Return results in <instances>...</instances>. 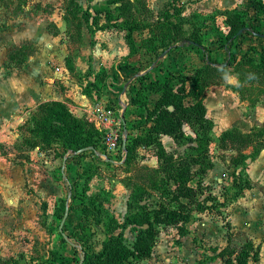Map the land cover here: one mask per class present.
<instances>
[{
    "label": "rangeland",
    "instance_id": "1",
    "mask_svg": "<svg viewBox=\"0 0 264 264\" xmlns=\"http://www.w3.org/2000/svg\"><path fill=\"white\" fill-rule=\"evenodd\" d=\"M109 1L0 0V264H80L85 249L99 250L112 235H122L131 246L138 228L125 225L124 217L133 194L150 206L156 201L154 180L158 175L153 171L158 162L150 149H138L132 160L99 155L76 160L57 140L48 144L41 141L45 151L24 144L25 138L31 137L29 129L41 116L38 106L55 102V92L73 88L78 104L70 99L60 103L68 109L73 104L77 108L74 117L89 124L88 109L98 103L93 95L98 96L99 91L90 81L94 74H100L99 69L115 68L122 62L110 54L115 46L113 50L121 57L122 46L116 41L122 35L113 26L115 21L106 22L105 9L113 7ZM141 1L139 20L148 23L168 12L174 21L208 22L200 35L219 62L224 61V54L214 49V42L219 33L226 32L224 18L233 9L246 11L249 27L264 33V23L256 28L252 9L244 0ZM148 32L141 31L135 38L145 39ZM111 38L114 45L108 43ZM247 40L242 39L241 53L256 42ZM12 54L16 56L13 62ZM196 59L195 52L179 48L161 64L173 70L177 60L188 67ZM226 73L237 83H228L222 75L223 79L204 93L207 116L214 122L208 148L213 168L203 175L198 195L207 209L192 214L184 235L176 227H159L152 255L141 264H197L201 260L222 264L223 249L237 250L246 243L258 251V258L249 259L248 264H264V149L243 150L242 161L239 152L219 146L224 131L237 129L248 134L263 126L264 90L242 69L236 72L229 68ZM32 90L43 91L47 98L23 104V97ZM81 97L86 99L84 104ZM104 101L117 120L126 109L127 121L136 115L130 113L126 100L120 105ZM131 122H127L130 132L139 134V127ZM184 130L193 135L188 128ZM120 135L123 138L122 127ZM162 143L171 154L187 149L169 138ZM85 176L89 180L83 182ZM137 187L140 193H136ZM83 199L85 206L79 204ZM62 202L67 216L59 231L65 215L64 211L62 218L58 217ZM93 217L100 218V224ZM113 225L116 227L111 231Z\"/></svg>",
    "mask_w": 264,
    "mask_h": 264
},
{
    "label": "trees",
    "instance_id": "2",
    "mask_svg": "<svg viewBox=\"0 0 264 264\" xmlns=\"http://www.w3.org/2000/svg\"><path fill=\"white\" fill-rule=\"evenodd\" d=\"M246 1L253 10L256 28H259V23H264V0ZM109 3L113 7L105 9L106 22L115 21L113 26L124 32L130 57L140 55L139 70L159 68L161 62L156 63L159 56L176 44L180 45L179 47L195 49L203 63L201 68L181 65L173 70L166 69L163 75L157 76L154 81H149L147 74L138 77L139 89L129 104L139 107L141 112L132 124L133 127L146 128L143 135H132L126 126L125 160H132L138 149H150L153 152L158 162V169L153 171L158 175L154 180L157 198L150 206L140 197L135 199L133 194L128 203L124 224L138 228L131 246L125 243L122 235H112L102 242L99 250L85 249L80 260V264H141L152 255L159 227H176L179 233L184 235L192 214L207 209L203 201L198 199V195L202 192L203 175L213 168L208 148L214 125L207 117L203 101L204 91L222 80V75L224 77L229 68H234L236 72L242 69L248 74H253L254 78L251 80L257 82L264 90V43L258 47L251 45L244 53L240 52L244 37L257 40L264 33L249 27L245 11L234 9L224 18L226 33H219L214 42L217 49L225 54L224 61L219 62L203 45L200 35L201 31L208 27V22L203 23L202 20L201 24L197 25L185 19L174 21L172 14L168 12L156 22L148 23L139 20L142 13L140 5L143 1L110 0ZM88 21V18L84 19L85 23ZM185 26L188 28L185 29ZM146 29L149 30L148 35L141 40L138 53L133 34ZM10 60L13 62L16 56L10 55ZM223 63L225 66L221 67ZM147 93L156 97L150 109L147 106ZM38 108L41 116L35 120L34 127L29 129L31 137L24 140L27 147H39L45 151L41 141L48 144L51 140H57L63 151L73 153L72 158L76 160L85 159L88 155L95 157L97 152H102L101 134L92 124L74 117L64 104L49 102L39 105ZM124 121L127 125L125 116ZM185 127L190 129L193 135L185 133ZM162 136L170 138L178 146H185L186 151L182 154L168 153L161 141ZM219 146L221 149L239 152L242 160L245 158L243 150L252 147L257 152L264 149V124L260 129L248 134H243L237 129L224 131L219 137ZM83 149L88 151L76 154ZM195 179L196 185L193 186ZM87 180L85 176L83 182ZM136 193H140L138 187ZM83 198L89 199L86 196ZM86 202L83 199L79 204L85 206ZM71 208L72 206L70 210ZM82 209L84 212L85 207ZM58 211V217L62 218L65 211L64 202ZM86 219L89 220V217L86 216ZM93 220L96 224L101 222L98 217H93ZM115 227L113 225L110 230L113 231ZM220 257L222 264H248L249 259L258 258V251L252 243H246L237 250L223 249ZM55 258L59 257L55 255ZM59 264L70 263L62 261ZM197 264H204V261L201 260Z\"/></svg>",
    "mask_w": 264,
    "mask_h": 264
},
{
    "label": "crops",
    "instance_id": "3",
    "mask_svg": "<svg viewBox=\"0 0 264 264\" xmlns=\"http://www.w3.org/2000/svg\"><path fill=\"white\" fill-rule=\"evenodd\" d=\"M244 1H246V0H244ZM241 10H243V9H241ZM251 12L253 13V10ZM184 28L187 29L188 27L185 26ZM140 32L141 31L135 32L133 34V39H134V42H135V45H136L138 53L140 52V44H141L142 37L140 36L141 37L140 39H136L135 38V34H139ZM119 33L122 35V37H119L120 40H117L116 42L121 43V46H122V49L120 51L121 52V55H120L121 57H117L116 51L113 50L115 48V46H113V47L111 46L112 51H110V54H113V56H115V60H118V58H120V59L122 58V62L121 63L119 62V63L115 64L116 65L115 68H113L111 66V67H106L104 69H99L98 72L100 74L97 75V77L94 74V78L90 82L91 83H95L97 85L98 90H99V97L93 95V97L96 98V100H98V103L104 104V102H105L104 99L106 98L107 102H111L112 101L115 105H120L121 101L126 100L127 101V105L129 107V110H130V113L136 114L134 117L131 116L129 118L130 122L133 121L134 119H136L137 118L136 116L138 114H140V112H141V109L139 107L131 106L129 104L130 100L135 97V94H136V92L139 89V84H138V81H137L138 77L147 74L148 77H149V81H154L157 76H162L163 73L165 72V70L167 69V68L165 69V68L162 67V64H161L162 61L164 60L165 57L168 56V54L174 53L176 50L178 51L179 48L180 49L182 48L183 50L186 49V50H188V51H190L192 53L195 52V55L197 56V59L195 60L194 65H191V66L188 65V67L201 68L203 66V63L200 60L199 55H198V53H197V51L195 49L179 47L180 45L176 44V45L172 46L171 48H169L167 51H165L164 53H162L159 56V59L156 62V63L161 62L160 65H159V68H154V69L159 70V73H154L153 71H155V70L152 69V67H149L147 69L139 70L138 68H139L140 55H136V56H133V57L129 56V49H128V47H127V45L125 43V40H124V35L125 34H124V32H121V31H119ZM244 38H248V40H250V41H252V40L255 41L256 40L253 37H244ZM261 41H264V36H262V35H260V37H258L256 42L259 44ZM256 42L252 43V46H257ZM108 43L110 45H114L115 44L114 40L112 38H111V40H108ZM203 45L205 46V44H203ZM214 49H217L216 45H215ZM208 50L210 51L212 49L210 48ZM217 51H220V50L217 49ZM178 54L179 53H177V55ZM224 57H225V54H224ZM178 58H180V55H178ZM123 60L125 61L124 63H123ZM96 63H98V60H97ZM180 65H182V63H180L179 60H177V61H175L173 63V67H175V68L179 67ZM152 74H153V76H151ZM12 80H14V79H12ZM117 92H119V94ZM204 93H205V91H204ZM51 94H52V91H50L49 95H51ZM55 95H56L55 102L66 103L65 100L66 99H70L72 103L78 104V98L75 96L73 88H70V89L66 90L65 93L55 92ZM43 98H45V99L47 98V95L45 93H43V91H34V90L27 91L26 95L23 97V102H24L23 104H27V103H33L34 104L35 101H37L39 99H43ZM81 99H82V102L84 104V101L86 100L85 97H81ZM155 99H156V97L154 95H152L151 93H147V106H148L149 109L154 104ZM203 101H204V105H205V108H206V113L208 115L207 105L205 103V94H204V100ZM71 106L72 107L69 108L68 110L73 115V114L76 113L75 109H77V108H75V106H73V104H71ZM91 108L92 107H90L88 109V112L90 111ZM126 110L125 111L123 110V113H125V115H126V112H127ZM134 112H137V113H134ZM125 115L123 114L121 116V118H120V119H123L124 123H125V121H124V116ZM213 125H214V122H213ZM126 126H128V123H127V125L125 123V128H126ZM123 127L124 126L122 125V129H123ZM147 127H148V125H147ZM145 128L146 127H140L139 128V134H137V135H143L144 131H145ZM185 128H187V127H185ZM126 131H127V129H126ZM164 138L168 139V137L162 136L161 137V141H163Z\"/></svg>",
    "mask_w": 264,
    "mask_h": 264
},
{
    "label": "built area",
    "instance_id": "4",
    "mask_svg": "<svg viewBox=\"0 0 264 264\" xmlns=\"http://www.w3.org/2000/svg\"><path fill=\"white\" fill-rule=\"evenodd\" d=\"M87 121L101 134V150L97 152L101 157L125 159V152L121 147V120L115 119L113 113L104 104L97 103L88 112ZM117 153V154H116Z\"/></svg>",
    "mask_w": 264,
    "mask_h": 264
},
{
    "label": "water",
    "instance_id": "5",
    "mask_svg": "<svg viewBox=\"0 0 264 264\" xmlns=\"http://www.w3.org/2000/svg\"><path fill=\"white\" fill-rule=\"evenodd\" d=\"M225 65H221V67H224ZM121 122H122V125L124 126L123 127V138H122V149H123V151H124V149H125V146H124V144H125V141H126V128H125V123L123 122V119H121ZM88 151V149H83V150H80L79 152H77L76 154H81V153H84V152H87ZM125 152V151H124ZM96 155H98V154H96ZM66 216H67V210L65 211V215H64V217H63V219H62V222H61V224H60V227H59V231H61V228H62V226H63V224H64V222H65V219H66ZM82 260V259H81ZM80 263H81V261H80Z\"/></svg>",
    "mask_w": 264,
    "mask_h": 264
},
{
    "label": "clouds",
    "instance_id": "6",
    "mask_svg": "<svg viewBox=\"0 0 264 264\" xmlns=\"http://www.w3.org/2000/svg\"><path fill=\"white\" fill-rule=\"evenodd\" d=\"M225 80L228 82V83H237L236 81V78L233 77V76H229L227 73L225 74ZM249 78H254V75L253 74H249Z\"/></svg>",
    "mask_w": 264,
    "mask_h": 264
}]
</instances>
